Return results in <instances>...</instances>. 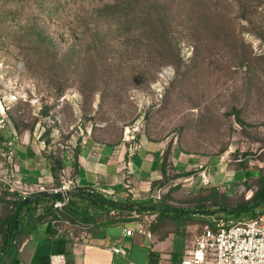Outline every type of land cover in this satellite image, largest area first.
Returning <instances> with one entry per match:
<instances>
[{"label":"rangeland","instance_id":"obj_1","mask_svg":"<svg viewBox=\"0 0 264 264\" xmlns=\"http://www.w3.org/2000/svg\"><path fill=\"white\" fill-rule=\"evenodd\" d=\"M0 87L18 94L14 132L55 162L52 186L75 176L66 162L90 134H123L168 140L151 203L192 222L251 216L237 208L264 191V0H0ZM173 145L243 168L244 183L198 184L203 170H179Z\"/></svg>","mask_w":264,"mask_h":264},{"label":"crops","instance_id":"obj_2","mask_svg":"<svg viewBox=\"0 0 264 264\" xmlns=\"http://www.w3.org/2000/svg\"><path fill=\"white\" fill-rule=\"evenodd\" d=\"M6 136L15 142L20 169L18 178L23 184L26 187H51L55 181L53 162L45 156L42 143L33 139L31 134L27 137L17 135L12 127ZM122 139L123 134L119 140L107 142L90 134L73 161L66 162L79 183L78 190L70 195L68 212L73 218L93 221L96 224L93 236L75 241L60 233L64 227L61 224H54L49 219L30 220L27 215L37 214L36 210L30 212L31 207L36 206L33 200L27 202L30 210L23 224L16 230L11 229L10 234L15 239L0 256V264H49L52 254H64L69 264H180L203 222H192L188 216L151 203L154 185L165 176L164 153L169 142L143 136L137 142ZM173 146L168 159L179 170L187 172L195 167L203 170L196 178L198 184L224 189L244 183L234 181L236 171L243 168L232 169L220 158L219 163L212 166L211 157L208 160L192 157L177 152ZM6 172L0 160V175ZM91 188L112 193L101 196L124 206L136 204L131 209L120 208L122 210L153 207L157 217L148 222L152 238L138 232L125 235L127 225L114 221L108 214L110 208L94 201L87 193ZM8 200L7 194L0 189V242L11 215ZM129 226L135 225L129 223ZM113 246L120 247L125 253L115 254Z\"/></svg>","mask_w":264,"mask_h":264},{"label":"built area","instance_id":"obj_3","mask_svg":"<svg viewBox=\"0 0 264 264\" xmlns=\"http://www.w3.org/2000/svg\"><path fill=\"white\" fill-rule=\"evenodd\" d=\"M17 99L18 94L15 91L6 87L2 90L0 87V160L7 170L5 174L0 175V189L7 194L9 200H25L44 193L56 196L52 207L59 213V218L49 220L64 226L60 233L75 241L92 237L96 228L93 221L73 218L67 213L70 195L79 188L75 177L59 186L51 187H26L18 178L20 169L15 142L6 136L11 127L9 113ZM87 193L105 196L112 194L98 188L88 189ZM162 193L159 189L154 198L160 199ZM108 214L114 221L127 225L125 235L138 232L152 238L148 222L155 219L157 214L136 208L130 211L112 208L108 210ZM129 223H134L135 226H129ZM201 228V232L197 233L187 246L180 264H264V211L254 217L242 219L214 215L209 222L202 224ZM112 251L121 255L125 253L118 246H113ZM49 264L69 263L64 254H52Z\"/></svg>","mask_w":264,"mask_h":264},{"label":"trees","instance_id":"obj_4","mask_svg":"<svg viewBox=\"0 0 264 264\" xmlns=\"http://www.w3.org/2000/svg\"><path fill=\"white\" fill-rule=\"evenodd\" d=\"M55 162H53V173H54V178L57 180L58 179V175H57V167L54 164ZM166 159H164L163 162V172L164 175L166 174ZM94 198V201L100 205L103 206H107L110 209L112 208H126V209H131L132 207H135L136 204H128L131 206H124V204L120 203V202H114L112 200H109L101 195H91ZM32 198H34V202L36 203H40L43 200H55L57 197L56 196H52L50 194L44 193V194H39L36 196H33ZM254 199L256 200V204L255 205H251L249 208H245V207H239L237 208L239 210L240 213H237L238 215H243L244 210L249 209L250 211H252L251 216H245L244 218H251L256 216L259 212L264 211V191L262 192V194H258L256 196H254ZM25 200L22 199H15V200H8L9 201V205H10V209H11V215L10 218L7 222L8 225V229H6V231L4 232L2 238H1V242H0V248H1V252L0 256L7 250V248L9 247V244L12 243L15 239V237L11 236L10 231L11 229L16 230L17 228H19L23 222L24 219L26 218L27 212L30 210L29 205L30 203H27ZM165 210V209H164ZM236 211V210H233ZM69 216H73L72 214H70L69 212H67ZM148 213L152 214H156V210L152 209L149 210ZM177 213V212H175ZM30 216V220L34 219L35 221H40V220H44V219H58L59 218V213L53 209V207H50L49 209L47 208L46 210H44L43 212H39L36 215H27ZM32 217V218H31ZM85 220L91 221L88 218H86Z\"/></svg>","mask_w":264,"mask_h":264},{"label":"water","instance_id":"obj_5","mask_svg":"<svg viewBox=\"0 0 264 264\" xmlns=\"http://www.w3.org/2000/svg\"><path fill=\"white\" fill-rule=\"evenodd\" d=\"M34 200V198H29V199H27L26 201L27 202H31V201H33Z\"/></svg>","mask_w":264,"mask_h":264}]
</instances>
